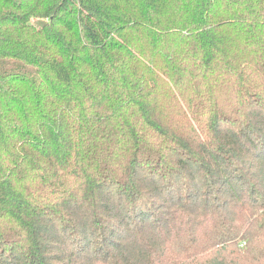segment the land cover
I'll list each match as a JSON object with an SVG mask.
<instances>
[{
	"label": "trees",
	"instance_id": "obj_1",
	"mask_svg": "<svg viewBox=\"0 0 264 264\" xmlns=\"http://www.w3.org/2000/svg\"><path fill=\"white\" fill-rule=\"evenodd\" d=\"M0 264H264V0H0Z\"/></svg>",
	"mask_w": 264,
	"mask_h": 264
}]
</instances>
